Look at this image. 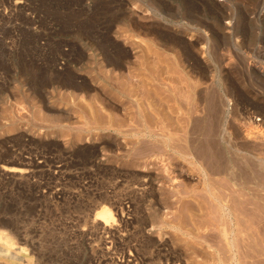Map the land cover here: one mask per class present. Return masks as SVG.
<instances>
[{
	"label": "rangeland",
	"instance_id": "1",
	"mask_svg": "<svg viewBox=\"0 0 264 264\" xmlns=\"http://www.w3.org/2000/svg\"><path fill=\"white\" fill-rule=\"evenodd\" d=\"M181 12L209 30L181 21ZM215 20L223 30L213 40ZM153 69L178 101L187 94L184 107L173 103L176 125L165 132L188 156H137L136 111L117 101L120 111L111 109L120 76L140 80ZM200 123L207 150L227 164L242 156L264 161V0H0V230L21 243L11 254L0 243V263L213 264L222 219L206 188L236 200L222 213L234 225L226 215L235 207L241 219L237 202L246 199L250 213L264 216V177L262 187L233 180L232 170L218 174L214 159L201 160L192 144ZM154 127L164 134L162 124ZM15 161L27 164L25 179L2 170ZM107 201L123 210L110 233L94 224L95 209Z\"/></svg>",
	"mask_w": 264,
	"mask_h": 264
},
{
	"label": "bare ground",
	"instance_id": "2",
	"mask_svg": "<svg viewBox=\"0 0 264 264\" xmlns=\"http://www.w3.org/2000/svg\"><path fill=\"white\" fill-rule=\"evenodd\" d=\"M157 2V1H156ZM155 3V0H154ZM158 4V3H157ZM156 4V5H157ZM217 3H215L216 5ZM155 5V4H154ZM160 5V4H159ZM158 5V7H159ZM156 8V7H155ZM159 11H161V7L158 8ZM157 10V8H156ZM154 11V10H153ZM152 11V12H153ZM188 12V11H187ZM155 13V12H154ZM163 13V12H161ZM183 13V12H181ZM189 13V12H188ZM182 15V14H181ZM180 15V20L181 21H188V23L194 27L200 28V29H204V30H209V24L206 23L204 20L202 21V19L200 18L201 21H194L192 20L193 17L191 16V14H187V13H183V15ZM197 17V16H196ZM199 19V17H198ZM215 19V18H214ZM179 20V21H180ZM218 20V19H217ZM178 21V20H177ZM182 22V23H184ZM178 23V22H177ZM187 23V24H188ZM218 28H214V29H210V33L211 36L213 38V40L217 39V37H219L222 33V25H220V20L218 22ZM223 23V21H222ZM208 24V25H207ZM215 24V25H216ZM212 25V24H211ZM175 26V25H174ZM184 26V25H183ZM152 27V26H151ZM159 27V26H158ZM162 27V26H160ZM165 27V26H164ZM189 27V26H188ZM166 28V27H165ZM224 28V27H223ZM155 29V28H153ZM161 29V28H160ZM190 29V28H189ZM194 29V28H193ZM147 30V29H146ZM154 33L156 31H153ZM159 32V31H158ZM175 32V31H174ZM152 33V32H151ZM176 33V32H175ZM174 33V34H175ZM166 34V33H165ZM209 34V32H208ZM157 35V32H156ZM237 35V33H236ZM157 36L160 37V35L158 34ZM169 36V35H168ZM180 36V35H179ZM178 36V37H179ZM200 38V37H199ZM161 40H163V42H165L166 44L169 42L167 41V38L165 39L164 37H160ZM175 39V38H174ZM203 39V38H202ZM159 40V39H158ZM198 40V39H197ZM212 40V39H211ZM178 41V40H177ZM207 42L206 39L202 41V43ZM180 43V42H179ZM165 44V45H166ZM197 44V43H196ZM198 44H201L200 40L198 41ZM176 45V44H175ZM173 46V45H172ZM170 47V44H169ZM184 48V47H183ZM188 50V49H187ZM192 50V49H191ZM214 50V49H213ZM150 52V51H149ZM152 52V51H151ZM124 53V52H123ZM153 53V52H152ZM125 55V54H123ZM148 55V54H147ZM147 57V56H146ZM215 57V56H214ZM213 57V58H214ZM217 57V56H216ZM215 57V58H216ZM120 59L121 56L118 58H114L112 59L111 64L110 65H119L120 63ZM146 61V60H145ZM148 61V60H147ZM161 61V60H160ZM158 62V61H157ZM206 62V61H205ZM145 63V62H144ZM147 64V63H146ZM137 66V65H136ZM146 66V65H145ZM159 66V65H157ZM122 68V67H121ZM166 68V67H165ZM141 69V68H140ZM163 69V68H162ZM142 71V70H141ZM152 71V70H151ZM162 70L158 69V70H154L153 72H150V74H147L148 76L142 75L143 77L140 80H136L134 81V77L132 75L128 76V77H122L120 76L119 79H117V82L119 84V86H113V91H115V93L113 92V99H110L111 102V109L114 111L119 112L117 109V107L115 105H117L115 102L117 101L119 104L121 103V106L124 103V106L129 104L128 109L124 110V111H128L129 110H135L136 113H134L136 115L135 118V124L138 126L137 128H139L138 130L134 131L133 133H131V136L135 137L137 139V143L133 148V151L135 154L138 155H145L148 153L151 154H156V153H160L159 155L162 156L163 158V152H168V151H180L182 155L184 156H188L190 155V152L188 151L187 148H177L176 146V141L175 140V135L171 132V131H167L165 132L166 128H171L173 125H176V121L175 120V110H174V106L173 103L176 102H180L178 101L179 99L177 98L176 95V91L174 89H171L170 86H164L165 84H163V80L161 79V74H159ZM210 71V70H209ZM116 72V71H115ZM149 73V71H148ZM210 74V73H209ZM163 76V75H162ZM116 78V77H115ZM70 79V78H69ZM176 82V81H175ZM75 83V82H74ZM173 83V82H171ZM263 84V83H262ZM155 85V88L153 87ZM163 86V87H160ZM148 87H150L148 89ZM153 88V89H152ZM83 89V87L81 88ZM104 92V91H103ZM180 92V91H179ZM183 92V91H181ZM210 92V91H209ZM106 93V92H105ZM111 93V92H110ZM183 94V93H182ZM181 94V95H182ZM186 94V93H185ZM183 94L181 97V102L179 105H181V103L184 102V99L187 98L186 95ZM200 94V93H198ZM227 94V93H226ZM108 97V96H107ZM199 98V97H198ZM108 100V99H107ZM186 101V100H185ZM188 101V99H187ZM106 103V102H105ZM186 103V102H184ZM118 104V105H119ZM217 104V103H216ZM119 107V106H118ZM181 107H184L183 105H181ZM186 107V106H185ZM194 107V106H193ZM110 108V107H109ZM205 108V107H204ZM262 108V107H261ZM176 109V108H175ZM111 110V111H112ZM134 111V112H135ZM200 111V110H199ZM205 111V110H204ZM129 114V113H128ZM132 114V113H131ZM177 114V113H176ZM122 115V114H121ZM187 116V115H186ZM190 116V114H189ZM207 117V115H206ZM127 118V117H126ZM203 119V118H202ZM101 120V119H99ZM179 120V119H178ZM204 120V119H203ZM97 121V120H96ZM107 121V120H106ZM207 122V120H205ZM203 122L204 124L206 122ZM220 121V120H219ZM113 122V119H109V124H111ZM201 122L198 121V123ZM209 122V121H208ZM99 124V122H98ZM155 124H162L163 125V132L164 134L159 135L158 133H156V128L154 127ZM180 124V123H179ZM177 123V125H179ZM197 124V123H196ZM207 124V123H206ZM99 125H104V123L101 121V123ZM107 125V124H105ZM130 125V124H129ZM210 125V124H209ZM111 125H109L108 128H112ZM122 126V125H121ZM193 126V125H192ZM204 126L202 123H200L199 126H197V128H195L196 132V137L195 140L192 142V144L195 143V145L197 146V150L200 156V159L205 161L206 159H214L215 161L212 162H216V164H218V174L221 173L223 175V173L225 174H229V172L232 170V175L234 179H238V180H244V182L246 183H251V184H256L259 187H262V185L260 184L259 180L260 178L264 177V161H259L257 164L256 163H252L249 159H247V157H243L241 159H237L238 161H236V164L231 165L230 163L227 164L226 160L224 161L223 157L221 155H217L215 152L210 153L209 150H207V141L205 137H207L206 134V130H205V134L203 133V129ZM218 126V123H217ZM103 127V126H102ZM175 127V126H174ZM188 127V126H187ZM187 127L185 129H187ZM212 127V126H211ZM221 127V126H220ZM108 128H105L108 130ZM207 128V127H206ZM214 128V126L212 127ZM181 129V128H180ZM179 128H175L174 130H178L180 131ZM185 129L183 128V132L185 134ZM215 129V128H214ZM220 129V128H219ZM162 130V129H161ZM169 130V129H168ZM173 130V131H174ZM181 130V131H182ZM188 130V129H187ZM233 130V129H232ZM159 131V130H158ZM221 132V131H220ZM175 133V132H174ZM189 133V132H188ZM186 132V134H188ZM208 133V132H207ZM215 133V132H214ZM217 133V132H216ZM253 133V132H252ZM183 134V133H182ZM210 134V133H209ZM177 135V133H176ZM190 135V133H189ZM194 135V133H193ZM223 135V134H222ZM180 136V135H179ZM183 137V135H181ZM185 136V135H184ZM252 136V135H251ZM209 137V136H208ZM214 137V136H213ZM183 138H181L182 140ZM186 140H184V142H186L187 136L185 137ZM211 139V138H210ZM209 139V140H210ZM226 139V138H225ZM180 137L178 139L179 141ZM191 140V139H190ZM188 140V142L190 141ZM214 140V139H213ZM218 140V139H217ZM192 141V140H191ZM213 142V141H212ZM232 142V141H231ZM158 143V144H157ZM160 143H162L161 145H159ZM191 143V142H190ZM189 144V143H188ZM185 145V143H184ZM190 145V144H189ZM188 145V146H189ZM213 145V143H212ZM211 143L209 145L212 146ZM249 145V143H248ZM195 146V147H196ZM241 146V145H240ZM247 146V145H246ZM180 147V146H179ZM187 147V145H186ZM194 147V145H193ZM208 147V148H209ZM227 147V146H226ZM234 147V146H233ZM238 147V146H237ZM253 147V146H252ZM136 148V150H134ZM83 149V148H82ZM97 149V148H96ZM216 149L215 147H213L214 150ZM193 150V149H192ZM229 150V149H228ZM252 150V149H251ZM87 151V150H86ZM90 151V150H89ZM236 151V150H235ZM179 152V153H180ZM183 152V153H182ZM244 152V151H243ZM234 153V152H233ZM254 153V152H253ZM81 154V153H80ZM85 154V153H83ZM213 154V155H212ZM125 155V154H124ZM250 155V154H248ZM93 156V155H92ZM96 156V155H95ZM136 156V157H137ZM146 156V155H145ZM142 156V157H145ZM149 156V154L147 155ZM183 156V157H184ZM241 156V155H240ZM78 157V156H77ZM94 157V156H93ZM192 157V156H191ZM190 158V157H188ZM232 158V157H231ZM137 159V158H136ZM151 161V160H150ZM158 161V160H157ZM164 161V160H162ZM169 161V160H168ZM179 161V160H178ZM177 161V162H178ZM211 161V160H210ZM209 161V162H210ZM136 162V161H135ZM208 162V161H207ZM238 162V163H237ZM255 162V161H254ZM161 163V162H160ZM200 163V162H199ZM211 163V162H210ZM13 165L10 167H2V170L6 173V174H10V176H13L11 178H13L14 180H19L25 177V175L29 174V170L25 167H27V164H23L18 163V162H13ZM180 164V163H179ZM196 164V163H195ZM205 164V163H204ZM214 163V165H216ZM231 166H230V165ZM150 165V164H149ZM211 165V164H210ZM213 165V164H212ZM87 166V165H86ZM173 165L172 164H168L165 165V168H169L171 169ZM196 166V165H195ZM217 166V165H216ZM30 167V166H29ZM66 167V166H65ZM207 167V166H206ZM209 167V165H208ZM100 168V166L98 167ZM97 168V169H98ZM166 168V169H167ZM210 168V167H209ZM212 168V166H211ZM110 169V168H109ZM167 169V172H170V170ZM183 169V168H182ZM101 170V169H100ZM206 170V169H205ZM216 170V169H214ZM105 171V170H104ZM119 171V170H118ZM213 171V168H212ZM210 171V172H212ZM103 172V169H102ZM105 172L108 173V171L106 170ZM111 172V171H109ZM119 173V172H118ZM213 173V172H212ZM102 174V173H101ZM105 174V173H104ZM112 175V173H110ZM114 174V173H113ZM215 174V173H214ZM108 175V174H107ZM165 175V174H164ZM206 175V174H204ZM209 175V174H208ZM221 175V176H222ZM109 176V175H108ZM107 176V177H108ZM218 176V175H217ZM133 177V176H132ZM204 177V176H203ZM209 177V176H208ZM26 178V177H25ZM24 178V179H25ZM105 178V177H104ZM143 178V177H142ZM147 178V177H146ZM149 178V177H148ZM176 178V177H175ZM201 178V177H200ZM13 179L12 182H13ZM145 179V177H144ZM210 179V177H209ZM232 179V178H231ZM137 180V179H136ZM142 180V179H141ZM151 179H147L144 182H146V184L149 186L151 185ZM225 180V179H224ZM123 181V180H122ZM163 181V180H162ZM161 181V182H162ZM209 181V180H208ZM262 181V180H261ZM125 182V181H124ZM215 182V180H214ZM213 182V183H214ZM238 182V181H237ZM22 183V182H21ZM91 183V182H90ZM100 183V182H99ZM141 183V182H140ZM140 183H138L140 185ZM177 183V182H176ZM208 183V182H207ZM217 183V182H216ZM115 184V183H114ZM143 184V182H142ZM203 184V183H202ZM210 184V183H209ZM208 184V185H209ZM19 185V184H18ZM126 185V184H125ZM222 185V184H221ZM210 186L212 187V185L210 184ZM218 186V185H217ZM230 186V184H229ZM136 187V186H135ZM143 187V185L141 186ZM152 187V186H151ZM207 187V184H206ZM209 187L208 190L206 188L207 193L210 195L211 199H213V203H215V206L217 205L218 207L215 209L216 212L221 216L220 219H222L221 221L218 220V226H217V231H219L220 233V237L219 240L222 241V245L218 246H210L211 249H213L215 252L213 259H214V263L213 264H264V216H254L253 213L247 209V202L243 201L241 202H237V206L238 207H242L243 210H239L241 213H239V215L242 216V218L240 219V216L237 215L238 213V209H234L231 210L230 209V214L226 215V216H231L233 217V215L235 216L236 219L233 220V223H235L234 225H232V221H227L229 218L226 219V217L223 216L222 213H225V207H228L229 203H233L232 205L236 204V200L232 199V201L230 200L229 202L226 201L225 199L223 200L221 192L219 194L215 193V189L214 187ZM197 188V187H196ZM254 188V187H253ZM142 189V188H141ZM147 188L142 189L143 192L144 190L146 191ZM218 189V188H217ZM216 189V190H217ZM225 189V188H224ZM222 189V190H224ZM241 189V188H240ZM251 189V188H250ZM152 190V189H151ZM150 190V191H151ZM235 190V189H234ZM149 191V190H148ZM162 191V190H161ZM197 191V190H196ZM205 191V192H206ZM228 191V190H227ZM238 191V190H237ZM156 192V191H155ZM234 192V191H233ZM231 192V193H233ZM258 192V191H257ZM262 192V191H261ZM116 193V192H115ZM145 193V192H144ZM161 193V192H160ZM202 193V192H201ZM147 194V193H146ZM221 196H219V195ZM229 194V193H227ZM244 194V193H243ZM143 195V194H142ZM150 195V194H149ZM152 195V194H151ZM150 195V196H151ZM202 195V194H201ZM201 195L199 196L201 198ZM237 195V194H236ZM240 195V194H239ZM254 195V194H253ZM167 196V195H166ZM204 196V195H203ZM207 196V195H206ZM205 196V197H206ZM230 196V195H229ZM260 196V194L258 195ZM153 197V196H151ZM243 197V196H242ZM254 197V196H253ZM113 198V197H112ZM117 198V197H116ZM228 198V197H227ZM236 198V197H235ZM204 199V198H203ZM240 199V198H239ZM109 200V199H108ZM139 200V199H138ZM172 200V198H171ZM241 200V199H240ZM243 200V198H242ZM250 200V198H249ZM248 200V201H249ZM260 200V199H259ZM120 201V200H119ZM143 201V199H142ZM159 201V200H158ZM209 201V200H208ZM253 201V200H252ZM251 201V202H252ZM122 202V201H121ZM139 202V201H138ZM262 202V201H261ZM118 202H116L117 204ZM133 203V202H132ZM199 203V202H198ZM206 203V202H205ZM204 203V205L206 206V204ZM212 203V205H214ZM258 203V202H257ZM208 204V203H207ZM250 204V203H249ZM253 204V203H252ZM251 204V206H253ZM164 205V204H163ZM260 205V202H259ZM140 206V205H139ZM230 206V205H229ZM236 206V208H238ZM249 206V205H248ZM264 206V205H263ZM97 207V206H96ZM120 206L114 207V204L109 203V201L101 203L96 209H95V216H94V224H96L98 227H100V229L104 230L105 232H114L115 231V226L117 225L118 222V214H120L123 211L122 208H119ZM122 207V206H121ZM134 207V206H133ZM208 207V206H207ZM233 207V206H232ZM231 208V207H229ZM258 208V207H257ZM143 209V208H142ZM206 209V208H205ZM252 209V207H251ZM261 209V208H260ZM187 211V210H186ZM203 211V210H202ZM208 211V210H207ZM206 211V212H207ZM214 211V210H213ZM225 211V212H224ZM256 211V209H255ZM262 211V210H261ZM125 213V212H124ZM258 213V212H256ZM261 213V212H260ZM263 213V211H262ZM205 215V214H204ZM124 217V216H123ZM207 217V216H206ZM214 217V216H213ZM146 218V217H145ZM234 218V217H233ZM148 219V217H147ZM150 219V218H149ZM200 219V218H199ZM198 219V220H199ZM211 219V218H210ZM145 220V219H144ZM18 221V220H17ZM146 221V220H145ZM148 221V220H147ZM201 221V220H200ZM1 222V221H0ZM124 222V221H123ZM151 222V220H150ZM146 224V223H145ZM144 224V225H145ZM148 224V223H147ZM4 223L0 224V227L3 228ZM236 226L237 228L234 229L233 227ZM5 227V226H4ZM215 228V227H214ZM117 229V228H116ZM213 229V228H212ZM22 233V232H21ZM136 234V233H135ZM114 235V234H113ZM116 235V234H115ZM131 235V234H130ZM137 236V235H136ZM135 236V237H136ZM208 236V235H207ZM200 237V236H199ZM204 237V236H203ZM26 239V238H25ZM138 239V238H137ZM210 239V238H209ZM242 239V240H241ZM119 240V239H118ZM152 240V239H151ZM219 242V241H217ZM0 243H2L8 254H11L12 251L18 247L21 243H19L18 241H15V239L9 234V232L5 231V230H0ZM25 243V242H24ZM146 244V242H145ZM152 244V243H151ZM140 246V245H139ZM144 246V245H143ZM148 246V245H147ZM146 247V245H145ZM145 247L141 248V252H144V255L146 253ZM168 247V245H167ZM173 247V246H172ZM150 248V247H149ZM152 248V247H151ZM158 248V247H157ZM163 248H161L160 250L162 251ZM21 252H23L24 249H20ZM137 250V249H136ZM159 250V251H160ZM164 251L166 249H163ZM168 250V249H167ZM148 251V249H147ZM15 252V251H14ZM20 252V254H21ZM137 252V251H136ZM154 252V251H153ZM167 252V251H166ZM172 252V251H171ZM16 253V252H15ZM157 253V252H156ZM168 253V252H167ZM133 254V253H132ZM163 254V253H162ZM165 254V253H164ZM171 254V253H170ZM174 254V252H173ZM208 254V253H207ZM15 255V254H14ZM160 255V254H159ZM168 255V254H166ZM176 255V254H174ZM229 255V256H226ZM158 256V254H157ZM165 256V255H164ZM179 256V255H178ZM210 256V255H209ZM208 256V259H209ZM137 257V256H136ZM149 257V256H148ZM147 257V258H148ZM159 257H162L161 255ZM168 257V256H166ZM171 257V256H170ZM165 258V257H163ZM161 258V260L163 259ZM176 258H178L177 256H172L170 259L171 260H175ZM151 259V258H150ZM154 259V258H152ZM151 259V261H152ZM157 259V258H156ZM167 259V258H166ZM212 260V258H210ZM13 260V259H12ZM147 260V259H146ZM145 260V262H146ZM160 260V261H161ZM170 260V262H171ZM210 260V261H211ZM247 260H249V262H247ZM17 261V260H16ZM150 261V262H151ZM158 261V260H157ZM156 261V262H157ZM177 261V260H176ZM143 262V261H142ZM148 262V260H147ZM153 262V261H152ZM164 262V261H163ZM179 263V261H177ZM209 262V260H208ZM172 263V262H171ZM182 263V262H181ZM1 264V263H0ZM145 264V263H144ZM162 264V263H161ZM174 264V263H173Z\"/></svg>",
	"mask_w": 264,
	"mask_h": 264
}]
</instances>
